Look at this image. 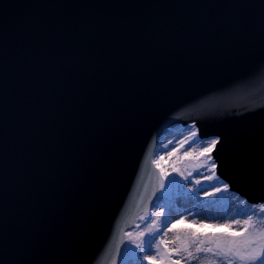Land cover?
<instances>
[{
  "label": "water",
  "instance_id": "water-1",
  "mask_svg": "<svg viewBox=\"0 0 264 264\" xmlns=\"http://www.w3.org/2000/svg\"><path fill=\"white\" fill-rule=\"evenodd\" d=\"M189 123L264 202V0H0V264H120Z\"/></svg>",
  "mask_w": 264,
  "mask_h": 264
},
{
  "label": "rangeland",
  "instance_id": "rangeland-1",
  "mask_svg": "<svg viewBox=\"0 0 264 264\" xmlns=\"http://www.w3.org/2000/svg\"><path fill=\"white\" fill-rule=\"evenodd\" d=\"M192 132H196L195 138ZM212 139L216 137L201 139L194 125L173 126L172 131L163 137L156 153V160L163 156L161 167L171 175L167 180L164 179L163 194L152 211L142 216L137 226L131 230L135 233L129 242L131 251L136 250L137 244L145 243L147 237L143 234L158 229L157 236L159 237L160 233L164 234L163 240L167 242L169 249L181 247V240L177 239L179 236L189 245L193 254L198 255V259L195 260L189 258L187 253L171 257L173 260H180L181 264H229L231 257L213 254L218 251L213 244H204L205 247H212L213 253L196 254V247L205 238L201 236L193 243L189 231L186 230L195 228L200 233L243 232L244 228L248 227V232H245L243 237L236 238L238 243L248 237L249 233L264 231V212L260 210L264 203L252 204L231 191L229 187L225 191L224 185L227 183L219 176H217L219 180L209 179L215 174L214 170H209L211 163L214 162L209 161L207 156L196 158ZM169 153L174 154L169 156ZM185 153L191 155L185 159ZM206 164L207 167L202 166ZM173 167L179 168L183 175L173 172ZM173 177L178 181L170 183ZM197 180L200 181L199 184L196 183ZM217 188L220 190L217 191ZM200 224L217 225V227L202 228ZM229 224L232 226L231 229L225 227ZM157 245H159V256L154 255L157 252ZM143 249L146 252L145 257L152 255L153 259H167L159 238L151 249L146 245ZM145 257L141 259L142 261H138L134 256L131 258L127 256L124 264H150V260ZM235 264L240 262L235 261Z\"/></svg>",
  "mask_w": 264,
  "mask_h": 264
},
{
  "label": "snow or ice",
  "instance_id": "snow-or-ice-1",
  "mask_svg": "<svg viewBox=\"0 0 264 264\" xmlns=\"http://www.w3.org/2000/svg\"><path fill=\"white\" fill-rule=\"evenodd\" d=\"M193 137H196V132H192ZM219 139H212L207 144L206 147H204L201 152L199 153V156L196 157L199 159L200 157L207 156L208 160L211 161L213 158L211 156V153L216 149L217 145L220 144ZM174 153H169V156L173 155ZM191 153H185L184 158L187 159ZM164 160L163 156H160L158 160L155 161L156 166L160 168V172L165 180L168 179V177L171 175V173L165 171L163 167H161L160 162ZM203 167H207L208 165H202ZM216 168L215 163H211L209 170H214ZM172 171L177 173L178 175H183V173L180 172L179 168L173 167ZM215 178L216 180H219V177L213 176L209 177V179ZM175 181H178L175 177H173L172 181L170 183H173ZM196 183H200L199 180L196 181ZM161 188L163 190L164 185H161ZM220 189L217 188V191ZM224 190H228V186L224 185ZM163 194V192H162ZM214 195V193H213ZM261 212H264V206H261ZM250 219V217H249ZM163 223V222H162ZM239 223V222H237ZM247 223V222H246ZM166 226V225H164ZM200 227H217V225H205L200 224ZM225 227L231 229V225H226ZM173 228H175V225H173ZM169 231L171 229H168ZM185 231V230H181ZM186 231H189L190 237L192 239V242L195 243L196 240L203 236L205 239L203 241H200V244L196 247L195 252L196 254L200 253H213L212 247H205L204 244H213L215 245V248L218 250L217 252L213 253L216 255H224L226 257H231L232 259L229 260V264H235V261H239L240 264H264V231H260L258 233H249L248 237L244 238L242 242L238 243L236 238L237 237H243L245 232H248V227H245L243 232H237V231H227V232H212V233H200L195 228L188 229ZM159 230L156 231H150L148 233H145L147 237L145 243L137 244V248H143L145 245L148 249H151L153 245H156L157 238L160 239L161 243L164 246V255L167 257V259H153L152 255L146 256V259L150 260V264H181L180 260H173L171 259L172 256L176 255L179 256L182 253H187V256L193 260L198 259V255H194L193 252L190 250L189 245L182 240L179 236L177 237L178 240H181V247L179 248H173L169 249L168 244L166 241L163 240V233L159 234V237L157 236V233ZM220 237L224 238H231V239H218ZM156 256H159V245H157V252L154 254Z\"/></svg>",
  "mask_w": 264,
  "mask_h": 264
},
{
  "label": "bare ground",
  "instance_id": "bare-ground-1",
  "mask_svg": "<svg viewBox=\"0 0 264 264\" xmlns=\"http://www.w3.org/2000/svg\"><path fill=\"white\" fill-rule=\"evenodd\" d=\"M203 203H205V202H203ZM233 206V205H232Z\"/></svg>",
  "mask_w": 264,
  "mask_h": 264
}]
</instances>
